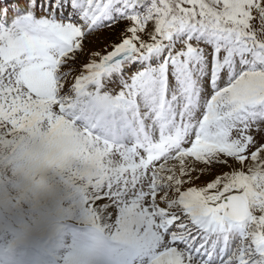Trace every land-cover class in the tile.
<instances>
[{
    "label": "snow or ice",
    "instance_id": "snow-or-ice-1",
    "mask_svg": "<svg viewBox=\"0 0 264 264\" xmlns=\"http://www.w3.org/2000/svg\"><path fill=\"white\" fill-rule=\"evenodd\" d=\"M95 235L264 264V0H0V264Z\"/></svg>",
    "mask_w": 264,
    "mask_h": 264
},
{
    "label": "clouds",
    "instance_id": "clouds-1",
    "mask_svg": "<svg viewBox=\"0 0 264 264\" xmlns=\"http://www.w3.org/2000/svg\"><path fill=\"white\" fill-rule=\"evenodd\" d=\"M35 180L38 185H41V181L44 180V177L37 174ZM105 248V241L100 235H95L90 238L81 237L77 241V259L81 264H94V262L103 255Z\"/></svg>",
    "mask_w": 264,
    "mask_h": 264
}]
</instances>
